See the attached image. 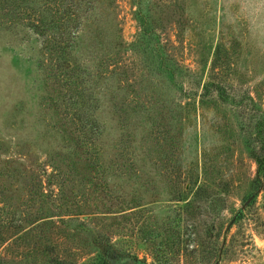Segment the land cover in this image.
<instances>
[{"label": "rangeland", "instance_id": "1", "mask_svg": "<svg viewBox=\"0 0 264 264\" xmlns=\"http://www.w3.org/2000/svg\"><path fill=\"white\" fill-rule=\"evenodd\" d=\"M55 1L0 8V264H264V0Z\"/></svg>", "mask_w": 264, "mask_h": 264}, {"label": "trees", "instance_id": "2", "mask_svg": "<svg viewBox=\"0 0 264 264\" xmlns=\"http://www.w3.org/2000/svg\"><path fill=\"white\" fill-rule=\"evenodd\" d=\"M20 1V0H19ZM21 1H23V0H21ZM30 2H31V0H29ZM7 2H9V0H0V8L1 9H6L7 10V5H6V3ZM53 3H57V4H59V3H61V0L60 1H55V2H53ZM73 5V1L70 3L69 1H67V2H65V5H66V8L69 6V5ZM50 5V4H49ZM47 6V8L48 9H50V8H53L55 11L58 9V8H56L55 6L56 5H54V6ZM30 6H31V8H34V6L32 5V4H30ZM55 7V8H54ZM9 9L11 10V11H13V10H15V7L14 6H10L9 7ZM42 15V17H40L39 18V20H40V22H42V24H47V25H50L47 21H46V15L43 13V14H41ZM51 16L52 17H55V14L53 13V14H51L50 13V18H51ZM62 16H64V15H60V16H58L57 17V19L59 20L60 18H62ZM49 22H54L55 23V20L54 19H50L49 20ZM51 26V25H50ZM62 38V37H61ZM61 41H65V39H63V40H61ZM59 39H56V38H52V39H47V42L46 43H52V45H54V46H51L50 45V48H53V49H55V50H60V51H63L64 52V49L63 48H65V45H61L62 44V42H61ZM61 63L63 64L64 62H62L61 61ZM58 66H61V64H57ZM255 162H256V165H257V167H256V172H257V174H256V178H261V177H264V155H257V153H255ZM262 174V175H261ZM205 183H202V184H200L199 186H203ZM198 186V187H199ZM197 187V188H198ZM199 189H200V187H199ZM181 198V197H180Z\"/></svg>", "mask_w": 264, "mask_h": 264}]
</instances>
